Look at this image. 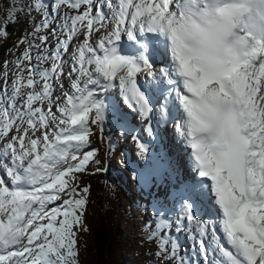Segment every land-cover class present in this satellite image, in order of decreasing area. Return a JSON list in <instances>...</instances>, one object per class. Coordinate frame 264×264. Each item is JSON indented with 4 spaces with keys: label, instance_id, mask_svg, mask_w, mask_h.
Returning a JSON list of instances; mask_svg holds the SVG:
<instances>
[{
    "label": "snow or ice",
    "instance_id": "snow-or-ice-1",
    "mask_svg": "<svg viewBox=\"0 0 264 264\" xmlns=\"http://www.w3.org/2000/svg\"><path fill=\"white\" fill-rule=\"evenodd\" d=\"M106 3L113 10L115 26L95 44L90 42L92 34L108 19L103 5L94 10L93 0H50L47 5L36 0L29 6V14L34 8L42 15L30 35L47 30L61 7L74 14L61 18L57 27L66 38L57 41L51 56L42 57L38 51V61L54 62L39 72L41 90H35V46L29 41L16 61L19 71L10 102L0 100V168L10 178L9 183L0 174V264H78L77 237L88 231L84 216L90 192L80 183V174L90 164H100L96 149L83 150L90 143L91 126H97L103 138L106 110L90 86L107 91L116 88L117 81L126 104L145 121L150 137L155 135L152 115L158 111L163 123L173 122L191 151L192 167L200 179L186 188L189 196L179 201L178 219L197 224L193 243L198 244L204 264H264V0ZM11 18L15 22V12ZM78 33L84 38L71 70L79 71L72 84L75 94L66 93L53 112L50 80L63 75L61 48L67 52ZM124 34L138 45L137 55L122 54L119 45ZM149 35L164 43L171 58L158 70L141 39ZM39 40L41 45L47 43L44 36ZM91 65L93 70L87 67ZM140 73L157 87L166 83L157 101L159 109H154L148 90L139 84ZM80 77H87L83 87ZM25 87L31 91L17 105ZM45 103L47 111L34 107ZM13 131L17 134L10 135ZM132 139L147 156V143L138 135ZM194 192L208 197L215 218L197 219L190 199ZM209 223L213 236L222 235V240L205 242ZM169 225L162 217V234L150 236L158 239L157 255L190 264L177 256L175 240L168 241L164 229Z\"/></svg>",
    "mask_w": 264,
    "mask_h": 264
},
{
    "label": "rangeland",
    "instance_id": "rangeland-1",
    "mask_svg": "<svg viewBox=\"0 0 264 264\" xmlns=\"http://www.w3.org/2000/svg\"><path fill=\"white\" fill-rule=\"evenodd\" d=\"M36 0H6L5 2L0 1V43H3V34H4V27L5 24L9 21L13 22L12 12H15V14L19 13L22 16L25 17V19H22V22H29V6L34 4ZM45 5L50 3V0H44ZM95 0H93V3ZM100 3V2H99ZM99 3L93 4V9L98 6ZM83 10V9H81ZM42 11V10H41ZM31 14L36 17V24L41 23L42 15L41 12L36 11L34 8L31 11ZM74 14L73 10L67 9L66 7H61L59 9V15L56 16L55 21L49 20L50 27L45 30L41 29L39 33H41L40 36L36 35V57L39 51V55L42 57L51 56L52 51H54L57 48V41L59 39H65L66 36L64 33L61 32V30L57 27L58 25L62 24V17L70 16ZM6 17H9L6 19ZM16 20V18H15ZM56 29L55 35H53V29ZM99 34V32H98ZM44 36L47 38V43L44 45H41V42L39 40V37ZM103 34H101L100 38H103ZM83 38L81 37V33H78L73 37V41L71 42L70 49L72 52H76L78 50L79 44L83 42ZM98 40V39H96ZM76 41V42H75ZM56 42V43H55ZM24 46L22 45L19 49V53L21 54L24 52ZM70 51H63L61 48V56L63 57V60L61 65H63L64 62V56H70L72 57L74 54ZM5 58L10 59L8 62V65L5 66ZM5 58L2 60L0 64V100H3L4 103H9V98L12 95V82L16 78V73L19 71L16 68V60L13 62L11 55L9 53L5 54ZM54 62L50 59H44L41 61H38L36 59V68H37V84H36V90L39 91L42 88L43 80L39 77V72H43L45 70L50 69L51 65ZM69 65H71L69 63ZM65 66V65H64ZM24 67L27 68L28 64L26 61H24ZM23 76L26 78L28 77V73L25 71L23 73ZM60 78L66 82L68 80V75L64 69L63 75H56L50 80V83L52 84V99L54 101H57V97L63 96L56 90V81ZM60 79H58V89L59 91H62V88L59 84L62 85L64 90H67L69 86H67V83L62 82ZM66 84V86L64 84ZM54 93V97L53 96ZM24 88L21 89V94L15 101L17 105L19 103H23V100L25 98ZM54 97V98H53ZM60 102V100H58ZM61 103V102H60ZM47 103L43 104L46 105ZM36 106H41L40 104H36ZM104 135L108 136H118L119 137V145L115 150L114 154L112 150L107 149L104 147L103 153L100 155H96L98 160H102L104 163L108 164V170H110L109 179L105 177L103 174H100V172L95 171L97 165L96 164H90L88 167L87 172L80 174V183L83 186L85 180H88V186L90 189L89 196H88V205H87V211L84 216V225L88 229V231H84V237L79 236L77 248L79 251L78 255V264H84L83 260V253L87 248H91L93 246V238L90 240V226L87 222V215H93L95 217V213L97 211L98 205L103 202V200L100 197H105V194H103V191L105 192L106 186L104 185V182L107 183L108 180L112 184V186L108 189H113L114 193H110V195L116 197L118 193H120L119 197L122 199V201H128L127 205H125V219L127 221H130L128 226L126 227L123 225V232L122 235L124 237V241L127 242V240L130 242V246L126 248V251L121 252L122 255L126 258L127 262L130 264H134L135 260L139 264H176V261H174L171 258H168L167 261L162 256H158L157 253L159 251L158 249V239L154 238L153 241H148L143 233L149 234L151 231L149 228L154 230L158 224H160L161 220H154L151 217L152 210L156 209V203L158 202V197L161 198L163 196V193L166 191L165 189H158L152 190V187L150 186L154 181L157 180V176H154L152 178H147L143 184V189H134L130 190L128 188L129 184L132 183L130 181L132 177H130V174H128V170L121 169L119 165L122 167H134L133 164H137V168H141V157L143 154H141L133 141V139H130L129 132H124L123 127L119 125V122L113 120L111 117L109 119H105L104 125ZM98 129L97 126H92L91 131L92 135L90 137V143L84 151H90L94 145L97 144L95 140H93V130ZM96 136L99 140L100 133H96ZM105 140H103V144L105 145ZM98 148H101L99 145ZM132 147V148H131ZM128 148V149H127ZM144 156V155H143ZM109 157H111L112 161L109 160ZM117 162V163H116ZM113 167V169H112ZM116 168L119 170L117 171ZM107 170V171H108ZM91 172V173H90ZM99 179L100 183L102 184L103 188L101 190L96 191L94 189L96 181ZM133 186H135L133 184ZM124 190V191H123ZM134 191V192H133ZM136 191V192H135ZM102 192V194H101ZM125 192H128V196L126 197ZM57 204L62 203V201H57ZM171 202H167V199H163L161 201V206H163L166 210V217L167 220L171 223V221H174L171 223V225L167 228H165V232L168 234L167 239L168 241H181L180 244L181 250L176 249L177 256L184 258L185 260L189 261L188 259V243L185 240V238H191L192 237V243L194 240V236L191 232V226L189 222L185 219H178V217H175L174 213H167V210L170 209ZM108 207V205H107ZM186 222V226H184V223ZM189 225V226H188ZM119 227V226H118ZM161 235V234H160ZM136 237V244L133 243V238ZM138 237V238H137ZM148 242L153 243L155 249L148 245ZM92 243V244H91ZM177 248L179 246L178 243ZM195 245V244H194ZM169 248H171V244L168 245ZM125 250V249H124ZM135 256H139L137 259ZM91 256L88 258L86 264H89L91 262Z\"/></svg>",
    "mask_w": 264,
    "mask_h": 264
},
{
    "label": "trees",
    "instance_id": "trees-1",
    "mask_svg": "<svg viewBox=\"0 0 264 264\" xmlns=\"http://www.w3.org/2000/svg\"><path fill=\"white\" fill-rule=\"evenodd\" d=\"M22 19H24V16L17 13L15 22L9 21L5 24L4 32L6 29V34H3V43H0V64L5 58L7 49L16 47L19 50L26 42L30 41L32 43V39L27 35L31 26L27 21L22 22ZM36 35L40 36L41 33L36 32ZM101 188L103 186L97 180L94 189L98 191ZM108 188L110 187L107 186L106 188L108 192L103 191L105 197H100L103 202L98 205L95 217L92 214L87 215V222L89 226L91 225L90 231L92 230L90 232V240L93 238V246L84 251V264H86L90 256L91 262L89 264H130L124 255L121 254V252L126 251V248L130 246V242L128 240L125 242L122 235L123 225L127 227L130 221L125 219V206L123 207L120 202L122 201L119 197L120 193L114 197L110 195V193H114V190ZM135 238H133L134 244H136ZM135 257L137 259L139 256ZM134 264L139 263L135 260Z\"/></svg>",
    "mask_w": 264,
    "mask_h": 264
},
{
    "label": "bare ground",
    "instance_id": "bare-ground-1",
    "mask_svg": "<svg viewBox=\"0 0 264 264\" xmlns=\"http://www.w3.org/2000/svg\"><path fill=\"white\" fill-rule=\"evenodd\" d=\"M113 14H111V16H112ZM76 42V41H75ZM56 43V42H55ZM59 76V75H58ZM64 84V83H63ZM65 86H66V84H64ZM67 86H69L68 85V83H67ZM59 100H60V102L62 103L63 101H64V96H59ZM106 105V110H105V119L107 120V119H109V117H111L113 120H115V121H117V122H119V125H121L122 127H123V131L124 132H129V133H131L130 134V139H132V136L133 135H135L131 130H130V127H129V124H128V121H127V119H125L124 118V115H123V113H122V111H125L126 109H125V107L124 106H120L121 107V110L122 111H120V110H115V109H112L111 107H109L108 106V104L106 103L105 104ZM105 121V120H104ZM118 146V145H117ZM132 148V147H131ZM128 149V148H127ZM148 158V154H147V156H143L142 155V157H141V168H142V166L144 165V163H145V160ZM177 158L182 162L181 164H180V169H181V171L184 173V174H186V172H187V168H186V166H185V160H183V158L181 157V156H177ZM134 165V167L135 168H137V164H133ZM140 169V168H139ZM189 226V225H188Z\"/></svg>",
    "mask_w": 264,
    "mask_h": 264
},
{
    "label": "water",
    "instance_id": "water-1",
    "mask_svg": "<svg viewBox=\"0 0 264 264\" xmlns=\"http://www.w3.org/2000/svg\"><path fill=\"white\" fill-rule=\"evenodd\" d=\"M2 3L5 2L6 0H0Z\"/></svg>",
    "mask_w": 264,
    "mask_h": 264
}]
</instances>
